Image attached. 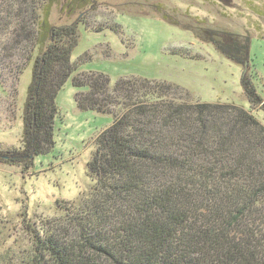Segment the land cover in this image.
<instances>
[{
  "label": "trees",
  "instance_id": "16d2710c",
  "mask_svg": "<svg viewBox=\"0 0 264 264\" xmlns=\"http://www.w3.org/2000/svg\"><path fill=\"white\" fill-rule=\"evenodd\" d=\"M58 1L39 0L38 27H23L39 50L23 116L24 145L0 149V159L26 170L51 150L57 97L72 76L74 86L86 87L76 94L78 107L110 114L113 122L96 138L89 190L62 205L61 229L51 221L42 232L32 229L29 250L16 252L21 264H264V124L253 112L263 97L253 76L242 78L251 104L246 109L186 100L167 81L78 74L92 58H72L85 21L53 24ZM95 5L69 0L65 9L72 14ZM186 28L248 67L249 35ZM9 252L0 264H10Z\"/></svg>",
  "mask_w": 264,
  "mask_h": 264
},
{
  "label": "rangeland",
  "instance_id": "374dc122",
  "mask_svg": "<svg viewBox=\"0 0 264 264\" xmlns=\"http://www.w3.org/2000/svg\"><path fill=\"white\" fill-rule=\"evenodd\" d=\"M39 0H0V149L23 148L24 110L38 47L24 26L38 27L34 10ZM47 0H42L41 3ZM69 0L52 7L51 22L67 24L82 18L80 40L72 58L92 57L84 71L102 72L112 82L142 77L173 83L175 96L194 102L251 104L242 78L253 76L263 102L254 108L264 124V0H96L90 9L68 14ZM82 13L81 16H79ZM167 14L171 22L163 15ZM78 21V20H77ZM201 26L250 36L248 67L222 54L212 42L186 27ZM111 27L119 28L118 30ZM97 31V29H102ZM77 73L75 75H77ZM177 85V86H176ZM178 89V90H177ZM73 76L57 97L54 145L38 154L30 169L0 159V260L10 250V264H21L30 247L32 229L51 223L61 229L66 201L77 202L91 186L88 163L97 136L113 122L110 114L81 110ZM178 91V92H177ZM64 233V231H59ZM73 234V233H72Z\"/></svg>",
  "mask_w": 264,
  "mask_h": 264
}]
</instances>
